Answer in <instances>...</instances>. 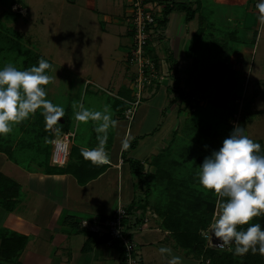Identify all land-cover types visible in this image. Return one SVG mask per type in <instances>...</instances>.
<instances>
[{"label": "crops", "instance_id": "obj_1", "mask_svg": "<svg viewBox=\"0 0 264 264\" xmlns=\"http://www.w3.org/2000/svg\"><path fill=\"white\" fill-rule=\"evenodd\" d=\"M254 1L256 0H145V3H154L152 8L149 7L158 15L156 36L150 41L146 51L150 56L153 54L159 67L169 74V78L165 79L168 82L166 84L153 82V85L142 90L141 100L136 105L131 120L138 117L135 120L134 130L136 132L133 135L129 133L127 136L128 124L119 143L115 144L111 140L106 143L105 151L110 162L105 166L92 164L93 171L96 172H89L88 169L79 174L77 173L79 170H75V167L67 171L64 169L66 165H54L51 162L52 142L49 141L47 132L43 130L42 126L44 125L35 124L36 122H34V126L40 125L42 131L39 135H35L34 145L29 147L30 149L34 148L36 157L30 153L27 160L19 161L17 153L16 155L13 153L16 150V141L11 144V147H4L8 149L5 151L1 150L2 146H0V165L2 164L5 171V173L0 171V174L18 184V188L13 190L14 194L9 197L7 205L0 203V252L3 236L20 237L17 247L12 250L13 254L9 258H5L0 253V264H125L122 250L116 242L114 245L107 244L105 239L102 240L97 233L83 226L81 221L83 219L89 221L104 219L110 215L118 201H124L131 205L132 202L145 195L146 187L137 185L138 180L126 159L138 158L136 150L139 145L142 146L145 140L144 134L141 133L145 131L143 120L149 113L148 111L155 112L158 121L162 117L175 115L173 113L175 111L177 115H181L185 110V99L184 96H180V92L182 90L189 91L195 81L196 65L200 64L199 59H203V54L196 55L194 50L198 47V38L203 34H208L205 32L207 30L199 25H208L212 30L214 25H211V20L219 19L217 7L209 8L208 14L201 11L204 2L209 4L212 2L215 5H225L230 8L232 6L246 7L249 12L247 16H252L256 29L257 23H259V14L258 10L251 6ZM86 2L87 5L92 6V9L89 10L91 13L94 15L96 12L100 13V16H97L99 21L96 31L98 44L96 47L95 45L81 46V49H86L91 58L84 70L78 69L77 64L72 60L68 62V71L75 74V80H70L84 85L95 84L105 90L106 94L114 99L112 107L117 112L112 114V118L118 123L120 122L119 117L125 116L119 98H128L132 102L135 100L134 87L131 89L130 84L129 87L123 86L124 84L128 85L127 79H133L135 73V69L127 62V54L132 43V31L124 21V14L131 9L132 0H87ZM176 3L191 4L192 8L196 9L194 16L187 18L186 9L175 7H172L171 11L165 12L164 9L167 5L171 6ZM195 21L198 22L195 23ZM252 23L250 22V25H253ZM199 30H201V34L196 36V32ZM252 32L255 33V30ZM253 35L250 37L251 39ZM248 36V32L242 33L241 36L238 35L242 40L236 41V44L233 45L234 41L229 31L227 37L232 43L227 39H220L219 43L212 42L216 43L219 51L224 54L227 53L229 47L239 45L238 48L236 47L237 52L228 54V56L232 60H238V56L241 59L243 56L244 60L245 57H251L250 53L245 52L254 50L252 40H247ZM177 79L179 80L178 84ZM110 86L113 91L107 90L110 89ZM208 91L206 93L212 96V90ZM131 105L132 103L129 102L125 104V110ZM121 120L124 121L123 118ZM168 123L169 120H167ZM169 126L172 132H177L179 122L174 121ZM68 130L74 132L70 151L72 146L80 149L97 146V136L91 135L83 141H78L76 128H68ZM177 135L182 137L180 132H177ZM167 137H164V141L168 144L174 141ZM134 138H138L136 144L124 155L123 141L127 140L129 144ZM159 148L164 149L165 146L160 144L157 149L154 146H149L143 158L140 159L145 164L144 171L149 166L151 168L150 155L154 152L157 153ZM74 159L79 160L77 157ZM9 164L11 166L7 167ZM89 164L91 163L88 162ZM12 171L15 172L14 175H12ZM91 173L96 174L86 177ZM142 211L143 213H141ZM147 213H151L148 226L136 231L134 237L139 243L140 254L142 246H145L146 264H157L155 252L151 250L154 245L158 244L159 247L164 245L171 248L172 251L179 246L176 245L171 231L166 227L163 228V218L155 210L153 202L147 208L139 207L133 211L130 210V220L136 218L141 221L143 215L148 217ZM166 262L168 263V259ZM142 264H144L143 259Z\"/></svg>", "mask_w": 264, "mask_h": 264}, {"label": "rangeland", "instance_id": "obj_2", "mask_svg": "<svg viewBox=\"0 0 264 264\" xmlns=\"http://www.w3.org/2000/svg\"><path fill=\"white\" fill-rule=\"evenodd\" d=\"M86 1L87 0H0V67L6 63H12L17 68L23 69L36 64L38 58L40 57L47 59L50 62L51 67L46 69V72L52 77V79L47 85L44 86L47 92L46 98L51 100L53 104H59L64 108L63 117L67 118V120L61 121V123L58 120L57 127L62 129V125L65 124L68 125V128H76V139L78 141H83L89 136L91 137V135L94 137L99 135V133L96 131V125L99 123V121L89 120L87 122H80L74 118V113L79 109L80 104H83L84 107H87L91 110H103L104 105H109L111 114H115V112H117V110L112 107L114 99L108 96L106 91L102 90V88H99L98 85H84L82 83L71 82L70 80H75V74L71 71H68V62H71L72 60V62L77 64L76 67L78 69L84 70L86 64L89 63L91 58L89 53L86 52V49L82 50L81 46L87 47L89 45H95L96 47L98 44L96 31L97 22L99 21L97 16H100V13L98 14L96 12V15L91 13L89 10L92 9V6L87 5ZM215 7H217L216 11L219 19L216 17L218 20H211V25H214L212 29L213 31L209 29L208 25H199L200 27L207 30L205 32L208 34H203L202 37L200 36L198 38V47H196L194 50L196 55L203 54V59H199L200 64L196 65V74H198L197 72H199L202 68L204 69L210 66V64L225 56L223 52L219 51L220 49L218 45L213 42L219 43L220 39L229 40L227 37V32L231 30L237 31L236 36H241L242 33L248 32L249 36L247 40H249L254 34L252 31L256 30L255 22L251 18L252 16H247L249 12L247 11L246 7L232 6L230 8L229 6L225 5H215V3L212 2L210 4L204 2L203 6L201 7V11H204V13L208 14L209 8ZM197 22L195 21V23ZM250 22H253V25H250ZM257 25V36H259L256 40V43L253 45L254 50L252 52H245L248 54L250 53L251 57H245L243 60V56L241 59L238 56L237 61H240L241 63L238 71H240L242 74H247L249 77V81L247 83V95L250 99V104L247 103L246 105V109L249 112L247 119L243 121L245 134L250 136L253 140L258 141L261 144V150L264 151V21L259 19V23H257ZM127 27L129 26L127 25ZM229 42L232 43L230 40ZM235 42L236 41H234L233 45L236 44ZM224 43L228 44L227 42ZM10 45L14 47L17 46V48L10 49ZM232 47L233 46L229 47V54H235L239 45H235L233 48ZM242 48L241 50H243ZM90 55L92 56L93 54ZM24 60H26V62ZM132 67L135 69V66ZM159 70L160 73H167L161 67ZM131 75L132 73L130 74V77ZM168 78L169 74L165 77V79ZM163 82L166 84L168 80H164ZM163 82L160 84H163ZM178 82L179 80L177 79V84ZM127 83L128 85L124 84L123 86L129 87L130 84L132 89V87L135 86L134 77L133 79H127ZM210 89L214 95L215 86L212 85ZM107 90L113 91L112 86H110V89ZM143 94H145L144 91ZM119 99L124 104H128V102L132 103V101H129L131 99L128 98L122 99L120 97ZM126 99L128 100L126 101ZM192 105L193 101L187 99L185 100L184 104L185 110L183 113H181V115H177V112L175 111L173 113H175L176 117L175 115L171 114L167 117H162L163 119L161 118L158 121L156 119V113L148 111L149 113L143 120V127L145 131L141 133L144 134L145 140L143 141L142 146L139 145L136 150L138 158H143L149 146H154L155 149H157V146H160V144L164 145L165 148L166 146L168 147L172 142L168 144L166 141H164V137L166 136H168L167 138L169 139H174L175 145H179L183 141L190 140L188 139V135L186 133L187 129L185 126L188 124L186 122L192 118L194 125L198 124L197 122H199L201 123L199 126H209L211 132L219 131L224 133L227 130L229 125V112L231 111L230 108L215 107L211 102H207L205 105L197 104L195 106L197 111L194 112L195 110L191 109ZM37 111L40 112L41 110L37 109L36 112ZM35 113L29 115L28 118L23 119L19 123L14 124L12 130L9 133L0 135V146H2L1 150H8L4 147L9 148L11 147V144L16 141L17 146L13 153L15 155L17 153L16 156L19 161L27 160L28 154L30 153L33 157H36L34 148H29L30 146L34 145L33 138L35 135L42 131L40 125L34 126L35 119H37ZM121 117L124 119V121L119 117L120 122L116 124V127H109L107 131L106 143L111 141L115 142V144L119 143L122 140L121 137H123L126 125L128 127V124L129 127L127 136L129 133L133 135L136 132V130H134L136 123L135 120H137L138 117L133 121H131L133 118L128 119L125 118V116ZM167 120H169L168 124ZM174 121L179 122V131L177 129V132H180L182 137L178 136L177 132L171 131L169 124ZM43 122L44 120L42 121V124ZM92 129H94L95 132L92 131ZM166 130H168L167 133ZM66 131L72 133L73 139L74 132L70 130ZM120 131L122 132L120 133ZM200 139V146L203 148V150H208V148H205L204 145L207 144V141L213 139V137H208L205 135V137L203 136ZM162 150V148H159L157 153ZM208 151L211 152V150ZM157 153H152L149 160H151L153 154ZM8 166L11 165L9 164L7 167ZM3 168L1 164L0 171L5 173ZM145 169H147L145 172L152 173V171H155V168L152 165L151 168L149 166V168ZM11 173L14 175L15 172L12 171ZM142 189L141 191H143ZM158 194L160 195V193L154 189L150 195L151 200H154L155 197H158ZM136 202H139V200ZM218 205L220 206V204H217V208L214 213H219L220 207H218ZM147 215V221L145 224H143L144 226L142 229L148 226L151 213H147ZM164 227L165 226L163 225V228ZM159 248L160 247L158 244L151 248V250L155 252L157 264H168L166 259L169 257L167 254L162 255L159 252ZM172 254L181 257V264L203 263L201 259L197 257V253H187L185 249L180 247L172 251ZM141 256L144 264H146L147 255L145 252V246H142Z\"/></svg>", "mask_w": 264, "mask_h": 264}, {"label": "trees", "instance_id": "obj_3", "mask_svg": "<svg viewBox=\"0 0 264 264\" xmlns=\"http://www.w3.org/2000/svg\"><path fill=\"white\" fill-rule=\"evenodd\" d=\"M143 1L145 5L151 8L154 5V3H145V0ZM172 7L186 9L188 12L187 18H192L196 12V9L192 8V5L189 3H176L171 6L167 5L164 9L165 12L171 11ZM230 32L231 37L233 38L234 36V41H241L242 38L236 36V30H231ZM200 34L201 30L196 32V36H200ZM257 34L258 30L256 28L254 36L251 39L252 44H255ZM9 48L16 49L17 46H11ZM150 53L152 52L150 51ZM229 53L230 49H228L223 58L197 72L198 74L196 75L191 89L187 92L182 90L180 96H184L185 94L192 96L201 92L206 93L213 85L215 86L214 95L212 94L213 96L208 102H211L215 107H228L233 111L236 107L234 97L241 95L242 82L237 71L232 69L228 63ZM152 56L156 66L159 67L156 57L153 54ZM24 61L26 62V60ZM153 82L155 81L146 84L143 89L153 85ZM247 103L250 104V99L247 95L246 86L243 104V121L247 119L249 112L246 109ZM121 105L122 112L125 114V104L121 102ZM196 111L195 109L194 112ZM231 111L229 113H231ZM35 115L37 116L35 124H42L44 116L41 114V111H37ZM192 119L187 121L186 123L188 124L185 126L188 139L190 140L183 141L179 145H175L173 141L168 147L153 155L151 160H149V164L155 168L154 173L145 172L144 162L140 159L133 157L126 159L129 161L131 170L138 180L137 185L146 187L145 195L138 199L139 203L136 201L132 202L131 205H128V210L130 212V210L133 211L139 207L147 208V206L153 202L155 210L163 218V225L171 231L176 245L185 249L187 253H197V257L200 258L204 264H264V255H261L259 252L253 253L249 250V252L243 255H234L233 251L235 245L231 250H215L205 247V240L201 236L200 230L207 227L211 221L214 211L217 208L216 206L219 204V199L212 192H206L200 187L197 180V172L199 170V164L204 156L210 153L208 150L218 149L223 138L228 135L233 125L229 122L228 128L224 133L219 131L211 132L209 126H199V124H201L199 122L194 125ZM64 120H67V118L62 116L59 122L61 123V121ZM194 120L196 121L195 118ZM43 125V130L47 132L49 141H52V138L55 136L53 126L52 128H46L45 120ZM54 126L56 129L58 128L57 123ZM242 126L244 127V125ZM58 129L60 131H66L68 130V125L63 124L62 129ZM205 135L213 137V139L206 142L207 144L204 143L208 145V150L206 151L203 150L200 146L201 143H199L201 142L200 138L203 136L205 137ZM137 140L138 138H134L132 143H129L128 147L124 148V155L136 144ZM75 157L79 158V160L76 161L74 159ZM88 162L89 161L85 160L81 155V149L72 146L70 160L64 169L68 171L72 167H75V170H79L77 171L79 174L88 169L89 172H96L93 171V165H88ZM105 165L106 164H103L101 166ZM95 174L96 173H91L86 175V177H92L95 176ZM0 178V203L7 205L9 197L11 194H14L13 190L18 188V184L2 174H0ZM80 179L87 180L86 178ZM154 189H156L160 195L158 194V197L151 200L150 195ZM218 207L220 206L218 205ZM141 213H143V211ZM143 219L144 215L142 216V220L140 221L139 219L138 221L142 222ZM249 223H260L264 226V213L258 217H253ZM238 227L246 228V225ZM101 239H105L106 242L108 238L107 236H101ZM19 240L20 237L17 238L15 235L3 236L1 238V255L5 258H9V256L13 254L12 250L17 247ZM207 260H209L208 263Z\"/></svg>", "mask_w": 264, "mask_h": 264}, {"label": "clouds", "instance_id": "obj_4", "mask_svg": "<svg viewBox=\"0 0 264 264\" xmlns=\"http://www.w3.org/2000/svg\"><path fill=\"white\" fill-rule=\"evenodd\" d=\"M255 8L258 18L264 21V0H257ZM50 67V62L43 57L23 69L12 63L0 67V135L9 133L14 124L28 118L37 109L44 116L46 128H52L63 116L64 108L46 98L44 86L52 79L46 69ZM74 118L80 122L99 121L96 125L100 134L97 146L82 148L81 155L93 165L108 164L110 158L105 151L107 131L117 124L110 106L91 110L80 104ZM55 130L59 131L58 128ZM122 147H128L127 140L123 141ZM197 180L204 191L212 192L219 199L220 211L214 213L208 226L218 246L235 245L234 255H243L249 250L264 255V226L249 223L253 217L264 213V151L261 144L246 135L244 127L235 124L219 148L204 156ZM244 225L246 228L238 227ZM159 252L167 254L168 264H181V257L172 254L171 248L161 246Z\"/></svg>", "mask_w": 264, "mask_h": 264}, {"label": "built area", "instance_id": "obj_5", "mask_svg": "<svg viewBox=\"0 0 264 264\" xmlns=\"http://www.w3.org/2000/svg\"><path fill=\"white\" fill-rule=\"evenodd\" d=\"M256 3L257 0L253 3L254 7ZM157 20L158 15L153 9L145 5L143 0H132L131 9L124 14V21L132 31V43L127 54V62L129 65L135 66V100L132 102V105L125 110V118L128 119H132L136 105L141 100L143 87L152 81L160 84L165 80V77L168 76L165 72H159L160 67L156 66L154 59H152L146 51L150 41L156 36ZM228 63L232 69L237 71L242 82L241 95L234 97L236 107L229 114V122L233 126L235 124L242 126L244 93L249 77L247 74H242L238 71L241 64L240 61L229 59ZM210 98L211 95L209 93L203 92L192 96L187 94L184 95L185 100L190 99L193 101V105L191 106L192 110L196 109L195 106L197 104H204ZM55 129L56 127L53 125V130L56 134L51 141V162L54 165L64 166L68 163L70 157L72 133L69 131H56ZM146 221L147 218L145 215L142 222H139L136 218L130 220L128 204L124 201H118L108 217L104 219H95L94 221L83 219L81 223L99 236H107V244L114 245L116 242L123 251L125 264H142L139 245L134 237V233L138 230H142L143 224H145ZM208 226L209 224L200 231L201 236L205 240L206 248L231 250L234 247L233 244L219 247L217 239L212 236L211 232L208 230ZM207 262H209V260Z\"/></svg>", "mask_w": 264, "mask_h": 264}]
</instances>
